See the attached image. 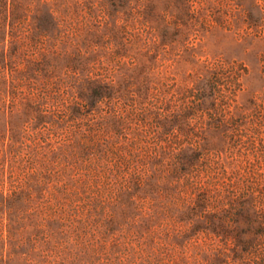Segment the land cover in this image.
<instances>
[{"label":"rangeland","instance_id":"obj_1","mask_svg":"<svg viewBox=\"0 0 264 264\" xmlns=\"http://www.w3.org/2000/svg\"><path fill=\"white\" fill-rule=\"evenodd\" d=\"M262 252L264 0H0V264Z\"/></svg>","mask_w":264,"mask_h":264},{"label":"trees","instance_id":"obj_2","mask_svg":"<svg viewBox=\"0 0 264 264\" xmlns=\"http://www.w3.org/2000/svg\"><path fill=\"white\" fill-rule=\"evenodd\" d=\"M243 70H245L244 67L236 68V70L234 71L235 75L231 78L230 82L238 85V83H237L238 77L237 76L240 75L241 71H243ZM212 83H213V78H210V79H207L201 85H192V86L188 87L187 89H185L184 96L188 100L195 99V98L200 100L203 96L208 95L211 98V102H214L216 93H215V91H213V89L211 87ZM220 90L221 89H218L219 94L221 92ZM94 96H97V95H94ZM93 98L97 99L95 97H93ZM189 110H190V107L188 105L187 111H189ZM222 116H223V118L217 119L219 122H223V119H225V114H223ZM82 144H83V147L85 148L86 145H88L89 143L85 142V144L84 143H82ZM194 160H195L194 155L185 153L183 155L181 161H180V164L182 166L180 168L182 170H185V168L187 166H190V165L193 166ZM120 173H122V171H120ZM14 192H15L14 190L10 189V191L5 196H3V198L6 200V202L8 204H11L10 202H13L14 200H16V193H14ZM42 200L43 201L38 204L39 205L38 207L42 208L41 211H43V213L45 212L44 219L46 221H48V219L51 220V214H54L55 212H57V210H59V208L56 205V203L54 204L52 202V200L49 199L48 197H45ZM43 209L46 211H44ZM47 209L49 210V213H46ZM47 217H48V219H46ZM9 225H10L9 227L11 228L12 227L11 223H9ZM9 229H8V231L10 232ZM239 242H240V245H239L240 247H237V248H239V250L236 251L237 257H243L245 254H247L251 251H252V253H254V249H253L254 246H250L247 241H239ZM258 258H261L264 260V252H262L260 257H258Z\"/></svg>","mask_w":264,"mask_h":264}]
</instances>
